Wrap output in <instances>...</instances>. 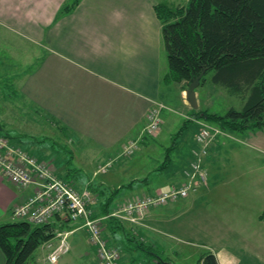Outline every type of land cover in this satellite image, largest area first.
I'll list each match as a JSON object with an SVG mask.
<instances>
[{"label": "crops", "instance_id": "1", "mask_svg": "<svg viewBox=\"0 0 264 264\" xmlns=\"http://www.w3.org/2000/svg\"><path fill=\"white\" fill-rule=\"evenodd\" d=\"M183 1L185 5L186 0ZM66 3L68 0H0V54L6 56L13 38L24 45H35L39 53L37 62L23 70L16 81L21 97L78 141L94 145L101 152H112L144 136L148 112L162 98L161 79L168 67L155 6L173 8L175 4L171 5L169 0H79L73 10L60 14ZM4 56L3 64L8 60ZM181 98L185 103V97ZM230 135L217 137L210 146L204 162L208 173L206 185L180 199L189 198L178 211L172 202L146 214L142 225L135 229L146 244L151 232L160 230L174 236L170 230L158 228V224L178 220L182 233L203 235L198 245L212 252L218 264H264V220L260 218L264 212V128ZM227 139L239 145L225 143ZM141 144L136 152L150 148L144 138ZM194 145L193 136L190 150ZM190 150L186 158L178 161L180 183L191 158ZM140 163L143 165L142 160ZM53 168L60 178L55 165ZM140 168L143 173L144 168ZM237 168L244 169L242 175H232ZM170 176L169 188L176 185L174 175ZM139 180L117 188L148 184ZM89 185L117 189L103 182H88L80 187L88 189ZM169 188L150 194L157 195ZM31 193L30 188L12 184L0 171V225L17 221L12 217V209L24 203ZM91 193L97 197L93 207L97 215L104 196L97 191ZM248 198L256 202L259 210L246 216L242 207L243 200ZM108 209L111 212L114 208L110 205ZM190 213H194V221L189 219ZM51 224L54 234L68 233L70 246L65 261L60 263L62 256L56 264H96V249L81 222H64L55 217ZM50 242L55 247L59 238L55 235ZM50 251L51 248L41 245L34 253L33 264H42ZM4 262L0 249V264ZM120 263L123 264V256Z\"/></svg>", "mask_w": 264, "mask_h": 264}, {"label": "rangeland", "instance_id": "2", "mask_svg": "<svg viewBox=\"0 0 264 264\" xmlns=\"http://www.w3.org/2000/svg\"><path fill=\"white\" fill-rule=\"evenodd\" d=\"M71 1L73 0H68L69 3ZM163 1L166 2V0ZM169 1L171 5L175 4L172 9L180 5L183 6L184 2L183 0ZM10 48L9 51L6 49V56L0 54V131H2L0 136H6L11 140V144L16 146H18L17 143H20L19 140L21 139L24 143H20L23 146L19 145V147L27 148L38 158H42L40 160L47 162L55 160L53 165H55L60 179L66 182L73 181L71 183L77 188H81L80 186L86 185L88 182H103L109 188H117L137 178H141L139 182L142 184L148 183L142 185V187L135 185L132 189H126L125 187V189H120L116 194L115 201L111 204V209L135 196L151 195L150 193L155 192L157 189L169 188L170 184L167 176L170 178V173L174 175L176 186L181 185L176 172V168L179 169L178 161L182 157H187L193 136L200 128L199 124L194 123V120L199 119L192 114V111L198 110L223 115L230 108L242 109L246 99V94L232 93L224 87L213 85L210 82L212 72H209L205 77L206 81L195 89L197 109H192L186 101L185 103L182 102V95L185 97V91H182V89L188 88V85L184 82H171L168 86L162 85V98L158 103L162 105L159 131L154 136L145 134L136 139L139 146L137 151L142 147L141 141L143 138L150 148L145 149L142 153L136 151L127 153L125 146L130 141H135L133 139L120 145L112 152H101L94 145L85 141H78L66 133L48 115L40 112L21 97L16 81L23 70L29 69L34 62H37L36 58L39 53L35 45L31 43L24 45L14 38L11 40ZM3 56L8 59L4 64L1 60ZM199 121L220 128L212 121L202 119ZM222 131L225 132V135H219L218 137L228 138L232 134L224 129ZM227 141L225 143L234 142L236 145L238 144L236 141L229 139ZM169 149H171L170 152ZM168 152L170 160L168 159ZM233 157L231 156L232 159ZM141 160L143 165L140 166ZM162 164L164 167H162ZM104 166L106 171L99 172V169ZM140 167L144 168L143 173L140 172ZM243 170V168H237L236 173L232 175H242ZM188 199L184 201L178 199L173 202L177 206V211ZM243 203L245 204L242 209L245 211L246 216L258 212L259 206L255 205L256 202L252 199H244ZM163 207L159 206L157 210H161ZM190 218L194 221V213L189 214ZM110 219L118 221L121 228L113 231V224L108 223ZM178 223V220L165 225L163 222L159 223L158 228L161 230L168 229L174 236L170 237L160 230L154 233L151 232L148 235L149 239L147 237V244L135 232L137 225L132 226L115 218H107L104 220V229L110 243L117 246L121 252L123 264H157L158 259L152 256L151 253L157 254L159 259L165 262L197 264L199 257L207 252V250L204 251L202 245H198L199 239L204 237L191 231H187L188 233L185 234L182 233L179 226H177ZM137 240L143 244L142 246L150 254L137 247L135 243ZM184 240H187V242ZM119 241L121 242L119 243ZM67 257L63 256L60 263L65 261Z\"/></svg>", "mask_w": 264, "mask_h": 264}, {"label": "trees", "instance_id": "3", "mask_svg": "<svg viewBox=\"0 0 264 264\" xmlns=\"http://www.w3.org/2000/svg\"><path fill=\"white\" fill-rule=\"evenodd\" d=\"M78 2L73 0L64 4L60 14L70 12ZM155 11L161 23V40L168 67L161 86L171 82H184L189 86L203 74L201 85L212 72L210 82L213 85L232 93L246 94L244 105L240 110L230 108L223 115L198 110L192 114L231 133L263 129L264 0H186L185 5L174 9L158 4ZM120 188L107 191L100 185L88 186L91 191L104 196L97 215L109 213L108 207ZM260 218L264 220V214ZM108 223L113 224L114 231L121 228L114 219ZM54 235L52 224L33 225L26 221L1 224L0 249L4 264H33L35 251ZM135 243L150 254L138 240ZM151 254L158 259L157 264L161 263L157 254ZM197 264L218 262L215 255L207 251L199 257Z\"/></svg>", "mask_w": 264, "mask_h": 264}, {"label": "built area", "instance_id": "4", "mask_svg": "<svg viewBox=\"0 0 264 264\" xmlns=\"http://www.w3.org/2000/svg\"><path fill=\"white\" fill-rule=\"evenodd\" d=\"M161 108L162 105L156 104L148 112L143 129L144 135L154 136L159 131ZM198 124L200 128L194 135L195 145L190 150L191 158L183 170L184 180L181 185H175L157 195L135 196L119 203L111 212L102 216L95 215L93 207L98 201L89 189H79L64 182L57 177L51 162L37 159L30 152L11 144V140L6 136H0L2 175L17 187L32 190L24 203L13 207L12 217L33 225L51 224L55 217L64 222H81L89 241L96 249V264H120L121 252L105 235V219L115 218L124 224L139 226L150 210L184 199L206 185L208 173L205 159L213 141L219 135H225V132L202 121ZM134 140L125 146L127 153H133L138 149V140ZM105 171V166L99 169V172ZM55 235L59 238L58 245L52 247L50 240L43 244L44 247L51 248V251L42 264H56L70 250L67 242L68 233L58 231Z\"/></svg>", "mask_w": 264, "mask_h": 264}, {"label": "water", "instance_id": "5", "mask_svg": "<svg viewBox=\"0 0 264 264\" xmlns=\"http://www.w3.org/2000/svg\"><path fill=\"white\" fill-rule=\"evenodd\" d=\"M202 75L203 74L199 75L196 79H194L189 84L188 88L184 92V94H185V101L188 103V105L192 109H197V107H198L195 89L199 86L200 79H201ZM159 264H174V263L161 261V263H159Z\"/></svg>", "mask_w": 264, "mask_h": 264}]
</instances>
